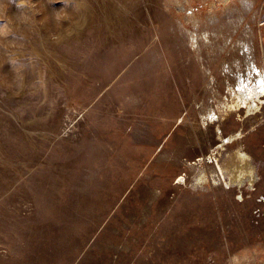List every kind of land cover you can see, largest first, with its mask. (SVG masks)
Here are the masks:
<instances>
[{"label":"rangeland","instance_id":"1","mask_svg":"<svg viewBox=\"0 0 264 264\" xmlns=\"http://www.w3.org/2000/svg\"><path fill=\"white\" fill-rule=\"evenodd\" d=\"M260 74L264 0H0V264H264Z\"/></svg>","mask_w":264,"mask_h":264},{"label":"bare ground","instance_id":"2","mask_svg":"<svg viewBox=\"0 0 264 264\" xmlns=\"http://www.w3.org/2000/svg\"><path fill=\"white\" fill-rule=\"evenodd\" d=\"M256 85H257V87H255V88L245 89L247 96L253 100H255V99L258 100L260 96L264 95V77L261 74L259 75V77L257 79ZM243 101L245 102V100H243ZM229 139L230 138H228V140Z\"/></svg>","mask_w":264,"mask_h":264}]
</instances>
